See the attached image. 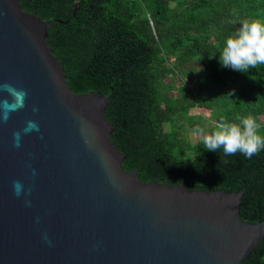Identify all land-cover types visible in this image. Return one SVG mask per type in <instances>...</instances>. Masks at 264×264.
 <instances>
[{
	"label": "water",
	"instance_id": "obj_1",
	"mask_svg": "<svg viewBox=\"0 0 264 264\" xmlns=\"http://www.w3.org/2000/svg\"><path fill=\"white\" fill-rule=\"evenodd\" d=\"M55 24L68 22L0 0V85L27 93L0 122V264L248 262L264 220L240 218L245 193L144 183L124 171L106 116L110 94L71 92L48 42ZM29 120L39 132L23 134ZM13 181L24 186L19 197Z\"/></svg>",
	"mask_w": 264,
	"mask_h": 264
},
{
	"label": "trees",
	"instance_id": "obj_2",
	"mask_svg": "<svg viewBox=\"0 0 264 264\" xmlns=\"http://www.w3.org/2000/svg\"><path fill=\"white\" fill-rule=\"evenodd\" d=\"M20 2L45 22H68L50 29L49 46L72 93L110 94L106 116L124 171L144 183L244 192L240 218L264 220V151L251 159L207 151L187 129L208 125L191 115L202 109L213 122L251 113L264 135V65L241 73L218 62L240 19L264 22V0ZM174 74L183 79L179 86L169 82ZM244 264H264V241Z\"/></svg>",
	"mask_w": 264,
	"mask_h": 264
},
{
	"label": "clouds",
	"instance_id": "obj_3",
	"mask_svg": "<svg viewBox=\"0 0 264 264\" xmlns=\"http://www.w3.org/2000/svg\"><path fill=\"white\" fill-rule=\"evenodd\" d=\"M218 62L222 67L241 73L264 65V22L258 19H240L239 27L225 38ZM0 93H7V98L0 100V122H6L11 111L24 107L27 93L7 83L0 85ZM32 110L37 111L35 107ZM260 128L256 117L248 113L237 117L236 121L221 117L213 122V127L198 128L196 131L205 150L212 152L222 150L225 156L240 153L246 159H251L264 151V135L259 134ZM34 131L39 132L38 123L27 121L22 130L23 134ZM21 142L22 133L14 132L13 146L19 148ZM12 187L17 197L24 193V186L19 181H13ZM25 203L30 204L27 200ZM43 239L49 242L47 234L43 235Z\"/></svg>",
	"mask_w": 264,
	"mask_h": 264
},
{
	"label": "rangeland",
	"instance_id": "obj_4",
	"mask_svg": "<svg viewBox=\"0 0 264 264\" xmlns=\"http://www.w3.org/2000/svg\"><path fill=\"white\" fill-rule=\"evenodd\" d=\"M198 79V77L195 76V81ZM182 77L177 75V74H174V75H171V77L169 78V82H174L177 86L180 85L181 81H182ZM195 81L191 82L189 85L191 87H193ZM191 115L193 116H203L205 117L209 122H208V125L205 127V128H208L209 125H212L213 124V121H211V115L205 111V110H202V109H195L191 112ZM260 121H261V124L264 125V115H261L260 116ZM198 128H201L197 123H194V124H191L187 127L188 129V134H189V138L191 139V141L193 142H197L199 140V134L198 132L196 131Z\"/></svg>",
	"mask_w": 264,
	"mask_h": 264
}]
</instances>
